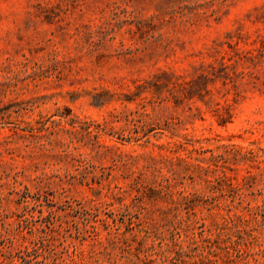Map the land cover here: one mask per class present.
Instances as JSON below:
<instances>
[{"label": "rangeland", "instance_id": "1", "mask_svg": "<svg viewBox=\"0 0 264 264\" xmlns=\"http://www.w3.org/2000/svg\"><path fill=\"white\" fill-rule=\"evenodd\" d=\"M0 264H264V0H0Z\"/></svg>", "mask_w": 264, "mask_h": 264}]
</instances>
